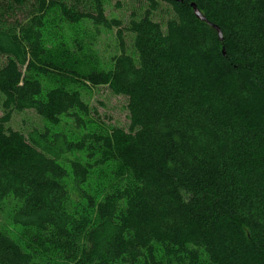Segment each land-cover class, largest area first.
Listing matches in <instances>:
<instances>
[{
	"label": "trees",
	"instance_id": "16d2710c",
	"mask_svg": "<svg viewBox=\"0 0 264 264\" xmlns=\"http://www.w3.org/2000/svg\"><path fill=\"white\" fill-rule=\"evenodd\" d=\"M142 1L123 23L103 0H0V264H264V0ZM84 22L116 29L109 69L49 49ZM97 86L128 131L86 130ZM25 110L38 139L6 128Z\"/></svg>",
	"mask_w": 264,
	"mask_h": 264
},
{
	"label": "rangeland",
	"instance_id": "374dc122",
	"mask_svg": "<svg viewBox=\"0 0 264 264\" xmlns=\"http://www.w3.org/2000/svg\"><path fill=\"white\" fill-rule=\"evenodd\" d=\"M105 14L110 18H117L123 23L130 19L132 13H139L145 4L142 0H103ZM171 16L169 8L160 4L154 14V19L164 23ZM115 28L107 30L95 28L92 24L84 22L79 25H68L57 32L50 33L48 40L49 49L53 54L67 55L70 64L76 66L82 72L92 69H109L112 57L120 53ZM61 44H58L60 43ZM125 51L131 52V40L128 34H124ZM62 56V57H63ZM6 62L0 55V67ZM47 86L66 84L61 77H49L45 79ZM70 87V85H69ZM84 102L89 107V116L85 117L84 127L86 130L103 131L111 133L113 130L128 131L129 117L127 99L123 96L114 95L106 86L83 87L80 89ZM4 98L0 94V117L4 114ZM67 124L53 130H62L69 135V130L75 129V123L69 118L62 119ZM46 123L32 110L14 112L6 128L19 131L26 136L38 139V134L46 130Z\"/></svg>",
	"mask_w": 264,
	"mask_h": 264
},
{
	"label": "water",
	"instance_id": "95a60500",
	"mask_svg": "<svg viewBox=\"0 0 264 264\" xmlns=\"http://www.w3.org/2000/svg\"><path fill=\"white\" fill-rule=\"evenodd\" d=\"M176 2H181L182 0H175ZM190 7L192 8L193 12H194V15L195 17L204 22L206 21L205 17L201 14V12L197 9L196 5L194 3H191L190 4ZM212 26L214 27V29H216L217 33H218V37H219V40L222 41L223 38H222V33H221V30L216 26V25H213Z\"/></svg>",
	"mask_w": 264,
	"mask_h": 264
}]
</instances>
